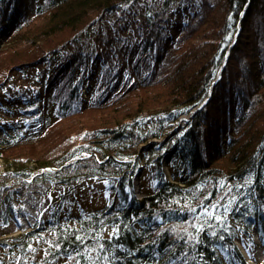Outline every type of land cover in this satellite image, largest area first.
Returning a JSON list of instances; mask_svg holds the SVG:
<instances>
[{
	"label": "trees",
	"instance_id": "trees-1",
	"mask_svg": "<svg viewBox=\"0 0 264 264\" xmlns=\"http://www.w3.org/2000/svg\"><path fill=\"white\" fill-rule=\"evenodd\" d=\"M0 30V159L65 183L98 175L114 198L86 208L68 192L11 236L4 208L0 250L21 264H251L236 238L264 245V0H0ZM227 52L209 101L171 144L153 141L209 95ZM140 161L158 186L138 198Z\"/></svg>",
	"mask_w": 264,
	"mask_h": 264
},
{
	"label": "rangeland",
	"instance_id": "rangeland-1",
	"mask_svg": "<svg viewBox=\"0 0 264 264\" xmlns=\"http://www.w3.org/2000/svg\"><path fill=\"white\" fill-rule=\"evenodd\" d=\"M0 41H3L1 30ZM90 85L91 81L86 82L84 85L83 90L85 97L88 96ZM180 117L165 136L156 139L159 140L158 142H160V144L166 142L171 144L175 140L176 134L182 132L186 128L188 122L183 123L178 130L173 131L175 124H179ZM87 122L91 121L88 120ZM149 125L150 124H147L146 127H149ZM73 127H76V125ZM55 133H53L52 136H54ZM51 142H53V140L45 141L41 145L33 148L28 147L31 149L29 153L31 154L32 151H34V153H41L43 151L45 153L49 152L51 149L56 148L55 146L49 148ZM53 144L54 142L51 145ZM148 145L149 143L145 144V146ZM28 148L26 147V149H23L22 147V150H29ZM162 151H164V149H162ZM76 158H73L70 162ZM149 165L150 166H146L142 161L138 163L139 167L136 169L135 174L132 177V185L127 186V190L131 194L135 196H144L146 192L152 191L158 186L156 165L153 163H150ZM27 166L29 165L27 164ZM163 168L170 177L169 169L165 161L163 163ZM55 169L58 168L52 166L37 167L33 169V172L30 175L24 176L16 169V167H8L7 163L0 159V212L4 210V208H9L12 213L14 219L13 224L15 226L14 231L6 236L18 235L33 229H38V226H40L43 218L48 215L50 210L49 207L54 202L62 200L63 195L68 192L75 191L77 193V198H79V203L82 204L81 206L86 208H97L108 204L112 205L114 203V198L109 195V182L106 178L95 174H87L81 175L77 179L70 180L68 183H65L60 179L48 176L45 173L47 170ZM137 176H139V192L134 190L133 185L135 183L134 177ZM79 206V204H76V208ZM237 234L236 244L245 259L251 264H264V245L258 237L257 231L253 230L247 235L239 229ZM10 255L12 256V254H8L4 250H0V264H19L22 261H20L17 254L12 256V258L9 257ZM30 257L36 258V260H41L43 254L38 252L36 255L30 254ZM22 264L37 263H29L26 262V260H23Z\"/></svg>",
	"mask_w": 264,
	"mask_h": 264
},
{
	"label": "water",
	"instance_id": "water-1",
	"mask_svg": "<svg viewBox=\"0 0 264 264\" xmlns=\"http://www.w3.org/2000/svg\"><path fill=\"white\" fill-rule=\"evenodd\" d=\"M248 6V3H247V5H246V7ZM245 12V9L242 11V15H243V13ZM241 27V25H240V23H239V28ZM237 33H238V31L236 32V34H235V36L237 35ZM235 39H236V37H234V39H233V42L235 41ZM233 42L231 43V45L233 44ZM230 45V46H231ZM228 55H229V53L227 52V54H226V59H225V61H224V63L222 64V66H221V68H220V70H219V73H218V75H217V77H216V79L213 81V83H212V85H211V88H210V92H209V95L203 100V102L201 103V104H199V105H197V106H195L189 113H187V121L186 122H189V120L192 118V116L196 113V112H198L208 101H209V99H210V97H211V94H212V92H213V87H214V84L217 82V80L220 78V76H221V73H222V70H223V68H224V65H225V63H226V61H227V57H228ZM181 127V125L179 126V128ZM171 133H173V132H171ZM164 140V139H163ZM163 140H160V141H163ZM153 141H159V140H156V139H154ZM140 173H141V170H140Z\"/></svg>",
	"mask_w": 264,
	"mask_h": 264
},
{
	"label": "snow or ice",
	"instance_id": "snow-or-ice-1",
	"mask_svg": "<svg viewBox=\"0 0 264 264\" xmlns=\"http://www.w3.org/2000/svg\"><path fill=\"white\" fill-rule=\"evenodd\" d=\"M209 195H211V194H209ZM216 208H217V205H210L207 208H203L202 211H203V213L206 216H208V217H214L216 220H222V219H224V217H222L221 215H218L217 214ZM197 227H204V225L198 224ZM115 234H119L118 228L115 230ZM80 239H83V236H81ZM56 246L59 247V244H57ZM103 247H104L103 245H100L99 246V248L102 251V253H103ZM85 252L87 253V249H85ZM77 255H79V254H77ZM97 259H99V258H97ZM108 264H110V261L108 262Z\"/></svg>",
	"mask_w": 264,
	"mask_h": 264
},
{
	"label": "bare ground",
	"instance_id": "bare-ground-1",
	"mask_svg": "<svg viewBox=\"0 0 264 264\" xmlns=\"http://www.w3.org/2000/svg\"><path fill=\"white\" fill-rule=\"evenodd\" d=\"M187 113L186 114H183L181 117H180V120H179V124H175V126L173 127V131H176L179 129V126L182 125L183 123H185L187 121ZM139 176L137 177H134L135 179V183H134V190L139 192L140 190V185H139V179H138Z\"/></svg>",
	"mask_w": 264,
	"mask_h": 264
}]
</instances>
